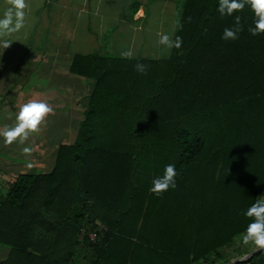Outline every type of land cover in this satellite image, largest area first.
I'll use <instances>...</instances> for the list:
<instances>
[{
    "label": "trees",
    "instance_id": "trees-1",
    "mask_svg": "<svg viewBox=\"0 0 264 264\" xmlns=\"http://www.w3.org/2000/svg\"><path fill=\"white\" fill-rule=\"evenodd\" d=\"M218 3L182 2L183 43L168 58L74 56L70 71L94 83L84 119L51 172L18 175L0 195V264H229L253 252L234 246L264 198V34L248 31L250 7L222 17ZM235 15L239 38L223 40ZM168 163L176 187L151 192Z\"/></svg>",
    "mask_w": 264,
    "mask_h": 264
},
{
    "label": "crops",
    "instance_id": "crops-1",
    "mask_svg": "<svg viewBox=\"0 0 264 264\" xmlns=\"http://www.w3.org/2000/svg\"><path fill=\"white\" fill-rule=\"evenodd\" d=\"M183 1L25 0V27L6 37L8 47H0V66L11 69L0 76V129L12 125L19 108L31 99L46 101L53 111L23 144L6 145L0 137V195L18 175L51 172L59 146L74 144L94 86L91 79L70 71L74 56L144 47L158 54L164 46L161 36L169 33L174 39ZM10 8L12 0H0V19ZM25 146L32 152L23 153ZM9 255L10 248L0 245V262Z\"/></svg>",
    "mask_w": 264,
    "mask_h": 264
},
{
    "label": "clouds",
    "instance_id": "clouds-1",
    "mask_svg": "<svg viewBox=\"0 0 264 264\" xmlns=\"http://www.w3.org/2000/svg\"><path fill=\"white\" fill-rule=\"evenodd\" d=\"M248 6L254 13L253 24L249 26L248 31L253 35L264 34V0H219L217 11L223 16H232ZM25 0H12V8L5 13V17L0 19V47L4 49L9 46L6 37L11 36L13 32L20 31L25 27ZM14 13V15H13ZM236 25L234 27H225L221 38L223 40H236L239 38L241 31V17L235 15ZM160 43L166 49L180 48L183 40L182 37L176 35L174 39L168 34L161 36ZM122 56L131 58L132 53L125 51ZM136 70L145 72L146 67L137 63ZM53 109L49 104L41 99H31L24 103L16 113L15 121L12 125H6L0 129V137H3V143L8 145L14 141L23 144L30 134L39 131V128ZM32 148L25 146L22 152L31 153ZM176 166L173 163L164 165L161 175L155 176L152 180L150 191L160 194L169 188L176 187ZM248 218V223L241 234L240 242L247 246L253 245L256 250L264 249V198H258L251 203L243 212Z\"/></svg>",
    "mask_w": 264,
    "mask_h": 264
},
{
    "label": "rangeland",
    "instance_id": "rangeland-1",
    "mask_svg": "<svg viewBox=\"0 0 264 264\" xmlns=\"http://www.w3.org/2000/svg\"><path fill=\"white\" fill-rule=\"evenodd\" d=\"M168 35L171 37L172 35L168 33ZM125 51H128L126 50L125 48H118L116 49L115 51L113 50H108V53L109 55H114V56H118V55H121L122 52H125ZM171 52H172V49L171 50H168L166 49L165 46L162 47V51L159 52L158 54H155V53H152L150 52L149 48L147 47H144L143 50H140V51H136V52H131L132 53V56H137V55H141V56H146V57H151V58H155V56H159L160 58L162 59H165V58H168L170 55H171ZM111 53V54H110ZM11 69H8L7 67H2V65L0 66V76H2L3 74H8L7 71H9ZM2 81V80H1ZM4 88L3 86L0 84V91H2ZM0 110H2V103L0 102ZM76 131H77V128L76 126H74V128L71 130V132H73V134L76 135ZM0 182H2V180L0 179ZM1 191V190H0ZM235 248H241V249H244V250H251V251H255V247L251 244L245 246L243 245L241 242H240V239H238L236 245L234 246ZM240 264H248V263H240Z\"/></svg>",
    "mask_w": 264,
    "mask_h": 264
},
{
    "label": "water",
    "instance_id": "water-1",
    "mask_svg": "<svg viewBox=\"0 0 264 264\" xmlns=\"http://www.w3.org/2000/svg\"><path fill=\"white\" fill-rule=\"evenodd\" d=\"M263 252H264V249L255 250L254 252L246 255L244 258L235 260V261H233V262H231L229 264L248 263L251 258H253L254 256L259 255V254H261Z\"/></svg>",
    "mask_w": 264,
    "mask_h": 264
},
{
    "label": "built area",
    "instance_id": "built-area-1",
    "mask_svg": "<svg viewBox=\"0 0 264 264\" xmlns=\"http://www.w3.org/2000/svg\"><path fill=\"white\" fill-rule=\"evenodd\" d=\"M91 237H92V238H94V236H93V235H91Z\"/></svg>",
    "mask_w": 264,
    "mask_h": 264
}]
</instances>
